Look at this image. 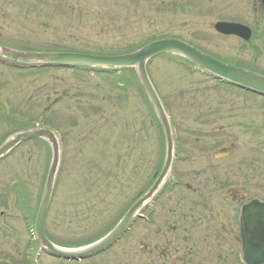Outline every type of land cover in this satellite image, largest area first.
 Masks as SVG:
<instances>
[{
    "label": "rangeland",
    "instance_id": "rangeland-1",
    "mask_svg": "<svg viewBox=\"0 0 264 264\" xmlns=\"http://www.w3.org/2000/svg\"><path fill=\"white\" fill-rule=\"evenodd\" d=\"M222 20L250 26L251 38L221 35L213 25ZM161 37L264 72L259 0H0V42L9 47L121 53ZM148 71L172 121L176 156L152 208L141 212L148 224L137 218L129 236L146 234L173 256L180 247L182 264H192L187 249L197 264H241L239 207L264 200V97L179 55L153 58ZM28 126L50 127L60 138L45 228L68 242L101 233L147 188L164 155L162 128L130 69L0 62V142ZM50 162L42 139L0 159V264H114L110 251L75 262L41 249L34 223Z\"/></svg>",
    "mask_w": 264,
    "mask_h": 264
},
{
    "label": "water",
    "instance_id": "water-1",
    "mask_svg": "<svg viewBox=\"0 0 264 264\" xmlns=\"http://www.w3.org/2000/svg\"><path fill=\"white\" fill-rule=\"evenodd\" d=\"M262 3L264 7V0H262ZM214 28L223 34L237 35L245 40L250 39L252 35V30L241 23L219 21L214 24ZM160 54L182 56L219 79L264 96V74L224 62L179 38H160L143 45L135 51L110 55L72 51H25L0 44V62L14 66L58 65L110 69L134 68L165 133V161L152 186L128 209L109 233L95 242L78 248L59 246L50 241L45 233L46 214L61 159V147L57 135L50 129L39 127L20 130L10 135L0 145V158L7 155L19 143L31 138L47 140L52 149V160L35 221L36 237L40 246L46 252L69 260L82 259L98 253L111 244L128 227L168 179L175 157L173 130L169 115L147 70L149 60ZM240 235L244 261L247 264H264V201L252 199L243 205L240 216Z\"/></svg>",
    "mask_w": 264,
    "mask_h": 264
},
{
    "label": "flooded vegetation",
    "instance_id": "flooded-vegetation-1",
    "mask_svg": "<svg viewBox=\"0 0 264 264\" xmlns=\"http://www.w3.org/2000/svg\"><path fill=\"white\" fill-rule=\"evenodd\" d=\"M159 168L158 167H157V169L155 168V171H154L155 174H156V171L159 170ZM131 169H133V166ZM154 175L150 176L148 178L147 188L151 185L152 177H154ZM145 190H143V189L139 190L138 191L139 193L134 195L131 201L133 202ZM128 207L129 206L125 207V209L118 211V213L116 212L117 214H115V217L113 218L114 220L112 219V222L110 224L107 223V225L104 228L107 229L110 226H111V228L114 227L117 223V220H118L117 218L120 216L121 213H124V211L127 210ZM151 208H152L151 204H148L143 208V211L147 212ZM238 213H239L238 215H240V207H239ZM137 218H138L137 220L142 219L144 222L143 225L146 226L148 224V220L150 217H149V214L146 215L145 213H143V214H140ZM137 220H134L129 225V227L127 229H125L122 232V234L120 236H118L110 245H108L107 247L102 249L98 253V256L103 255L104 253L107 254L106 252L110 251V254L113 255L114 264H131L132 259L137 258L138 256H142V255H146L148 258L144 256V260L141 264H156V261L159 258L164 259L165 262H163L162 264H182V261H183L182 255L180 258H177V256H176L177 254H181L179 252L180 247H178L177 250H174L175 255L173 256V254L170 252V250L164 246H159V245H152L151 246V244H150L151 240L149 241L150 237H148V235H146V234L144 237H141V240L137 239L138 237L129 236V234L132 232L133 224L137 223ZM103 225H105V224H103ZM103 225H101V227ZM237 228H238L237 229L238 240L241 243V250L238 252L237 261L240 262L241 264H245L242 260V257H241L242 241L240 238L239 216H238V220H237ZM192 250L193 249L191 247L190 251H192ZM160 252H162V253L159 254ZM186 255L191 257L192 264H197V263H194L193 254H192V252H189V249H187ZM197 255H200V254H196V256ZM169 260L172 262H170Z\"/></svg>",
    "mask_w": 264,
    "mask_h": 264
},
{
    "label": "trees",
    "instance_id": "trees-1",
    "mask_svg": "<svg viewBox=\"0 0 264 264\" xmlns=\"http://www.w3.org/2000/svg\"><path fill=\"white\" fill-rule=\"evenodd\" d=\"M140 47V46H139ZM136 47H132L131 49H129L128 51H130V50H133V49H135ZM123 52H127V51H123ZM118 53H120V52H118ZM162 136H163V133H162ZM46 233H47V235H48V237L53 241V242H55V243H57V244H60V245H63V246H80V245H83V244H86V243H88V242H90V241H93L94 239H96L97 238V236H98V234H97V236L96 237H93V238H89V239H86V238H84L83 240H81V241H79V242H77V241H72V242H68L67 240H60V239H57V238H55L48 230H46Z\"/></svg>",
    "mask_w": 264,
    "mask_h": 264
}]
</instances>
